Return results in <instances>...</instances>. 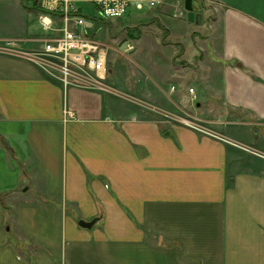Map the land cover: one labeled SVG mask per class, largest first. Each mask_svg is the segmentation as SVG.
Wrapping results in <instances>:
<instances>
[{"label":"crops","instance_id":"crops-1","mask_svg":"<svg viewBox=\"0 0 264 264\" xmlns=\"http://www.w3.org/2000/svg\"><path fill=\"white\" fill-rule=\"evenodd\" d=\"M193 5L186 35L168 20L185 0L135 17L154 36L127 45L164 54L154 86L65 85L0 54V264H264V9Z\"/></svg>","mask_w":264,"mask_h":264},{"label":"built area","instance_id":"built-area-1","mask_svg":"<svg viewBox=\"0 0 264 264\" xmlns=\"http://www.w3.org/2000/svg\"><path fill=\"white\" fill-rule=\"evenodd\" d=\"M42 13L39 22L50 37L38 39L0 37V54L20 58L37 64L49 73L59 75L65 85H77L113 93L108 79V55L113 47L95 38V17L84 14L82 2L93 3L103 19L121 18L131 8H156L161 0H36ZM186 10L178 8L177 16ZM39 41L40 47L28 48L27 43ZM172 89H175L173 86ZM191 93L194 88H190ZM187 127L215 136L204 122L188 114L180 119Z\"/></svg>","mask_w":264,"mask_h":264},{"label":"rangeland","instance_id":"rangeland-1","mask_svg":"<svg viewBox=\"0 0 264 264\" xmlns=\"http://www.w3.org/2000/svg\"><path fill=\"white\" fill-rule=\"evenodd\" d=\"M249 1L252 7L255 6L254 8H258V10L264 9V0ZM80 5L83 7L85 15L88 17H95V25L93 29L95 38L102 40L113 47V49L109 51L107 62L108 75L111 70L112 81H115L117 85H120L121 83V85L123 84V86L130 89L136 88V86L143 87L144 85L146 86V84L154 86L149 75L152 77V74H154L155 61L158 64L157 69L160 70L162 66L161 70H164L165 63L161 61L164 56L163 52L158 50L154 51L152 45H145L143 47L145 51L149 50L150 52L148 53V58L151 59L153 63V67L151 68L150 63L147 60L145 61L140 58L137 52L138 47L136 45H131V47H129L130 45H127V42H130V39L134 40V37H139L141 35L145 36L146 32L152 34L153 31L152 29L150 31V28H153V26L140 25L141 22L135 19L138 15L147 12L149 8L146 7L143 10L131 8L130 12L121 18L103 19L98 15L93 3L82 2ZM40 10L41 8L36 0H0V31L16 38L35 37L36 39L50 37L52 33L45 31L39 22V16L42 14ZM171 13L172 14L169 15L170 17L168 18L171 23V28L175 32L179 31L186 35V29L188 25H190V23L187 22V12L185 15L186 19L174 17V9H172ZM146 28H148L149 31H147ZM152 36L154 35L152 34ZM173 38L174 37H172L171 40L175 41ZM180 40L183 43H186L185 37ZM40 45L41 42L39 41H33L26 44L28 48L40 47ZM180 63L183 64L184 61L182 60ZM149 67L153 73L150 72ZM106 82L109 83L108 79ZM123 86H117L116 88L124 92L123 97L127 99L125 101H128V105L132 106L135 101H138L140 96L138 93L127 90ZM161 86L164 87L165 85L161 84ZM113 94L115 95V93ZM148 111V113L155 117L161 116L154 111Z\"/></svg>","mask_w":264,"mask_h":264},{"label":"water","instance_id":"water-1","mask_svg":"<svg viewBox=\"0 0 264 264\" xmlns=\"http://www.w3.org/2000/svg\"><path fill=\"white\" fill-rule=\"evenodd\" d=\"M185 9L188 12V20L191 22H201V15L196 13V8L193 5V0H185ZM97 218L92 221H79V225L83 228H91L96 222Z\"/></svg>","mask_w":264,"mask_h":264}]
</instances>
